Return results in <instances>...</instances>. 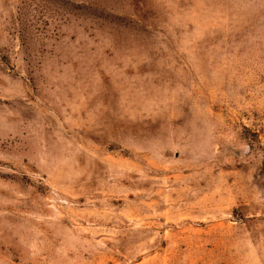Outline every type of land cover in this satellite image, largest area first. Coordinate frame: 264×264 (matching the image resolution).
<instances>
[{
    "label": "rangeland",
    "instance_id": "rangeland-1",
    "mask_svg": "<svg viewBox=\"0 0 264 264\" xmlns=\"http://www.w3.org/2000/svg\"><path fill=\"white\" fill-rule=\"evenodd\" d=\"M0 264H264V0H0Z\"/></svg>",
    "mask_w": 264,
    "mask_h": 264
}]
</instances>
